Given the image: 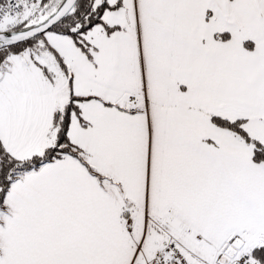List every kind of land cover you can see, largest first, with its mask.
I'll list each match as a JSON object with an SVG mask.
<instances>
[{"label":"snow or ice","instance_id":"1","mask_svg":"<svg viewBox=\"0 0 264 264\" xmlns=\"http://www.w3.org/2000/svg\"><path fill=\"white\" fill-rule=\"evenodd\" d=\"M0 264H264V0H0Z\"/></svg>","mask_w":264,"mask_h":264}]
</instances>
